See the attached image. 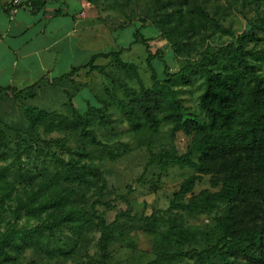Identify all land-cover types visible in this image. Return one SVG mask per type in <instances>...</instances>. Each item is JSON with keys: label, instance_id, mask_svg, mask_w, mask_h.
Instances as JSON below:
<instances>
[{"label": "rangeland", "instance_id": "rangeland-1", "mask_svg": "<svg viewBox=\"0 0 264 264\" xmlns=\"http://www.w3.org/2000/svg\"><path fill=\"white\" fill-rule=\"evenodd\" d=\"M89 1L103 25L101 49H119L123 60L136 65L144 87L151 86L150 69L144 46L132 42L134 29L148 37L152 52L160 51L172 73L168 82L187 120L205 119L198 109L203 76L179 73V69L197 62L205 52L237 43L243 32L264 20V0ZM260 26L242 41L245 48L264 50V25ZM99 61L105 64L102 71L82 69L72 80L0 95V239L12 235L20 244L6 246L13 258L0 264H147L158 252L168 257L173 251L201 249L215 241L216 220L224 203L207 210L183 207L201 189H218L210 175H201L191 192L174 198L181 182L195 171L171 156L186 153L192 133L172 130L166 122L156 133L133 129L125 121L100 126L88 105H99L111 118H122L117 101H128L140 84L113 58ZM252 61L260 67V61ZM153 64L165 81L162 61L156 58ZM26 105L48 116L33 125L24 115ZM74 107L87 110L84 127L73 115ZM70 158L73 168L61 161ZM191 158L196 159V154ZM19 198L34 205L49 201L60 209L17 213ZM63 210L69 219L60 223L55 214ZM178 227L194 230L195 240L172 237L169 231ZM21 231L32 232L33 241H23ZM163 260V264H198L193 256Z\"/></svg>", "mask_w": 264, "mask_h": 264}, {"label": "trees", "instance_id": "trees-1", "mask_svg": "<svg viewBox=\"0 0 264 264\" xmlns=\"http://www.w3.org/2000/svg\"><path fill=\"white\" fill-rule=\"evenodd\" d=\"M39 1L34 0L33 3ZM260 25H264V20H259L257 25L243 32L237 43L229 42L213 52H205L197 62L187 63L179 69V73L203 76L198 109L205 114L204 120L196 117L183 119L184 106L168 82L172 73L161 58L160 51H151L148 37L139 29H134L132 42L140 43L145 48L150 87H144L136 65L123 60L119 49L96 52L86 64L73 66L69 72L54 80H72V76L81 68L102 71L105 64H97L95 59L113 58L127 74L134 73L140 88L129 94L132 96L128 101H117L122 118H111L102 112L101 106L88 105L87 110L97 114L100 126L125 121L133 129L142 127L156 133L160 124L166 122L172 130L183 129L192 133L186 153L171 156L179 164H186L195 171L181 182L174 192V198L191 192L201 175H210L211 183L218 185V189H201L198 194H192L183 207L191 211L207 210L224 203V209L216 220L215 241L201 249L173 251L168 257L158 252L155 259L147 264H163V259L171 261L182 256H193L198 264H264V50L247 49L242 44L243 40L255 34L254 28H260ZM156 58L162 61L165 81L159 78L154 67L153 60ZM254 59L260 61V67L252 61ZM39 84L20 89L1 87L0 95L7 91L25 93ZM86 111L81 112L76 107L73 109V115L83 127L87 123L83 115ZM24 115L31 124L37 125L48 113L26 105ZM81 131L94 135L89 129L82 128ZM192 154H196V159L191 158ZM61 161L68 168L75 165L72 158ZM54 204L43 201L34 205L19 198L16 209L17 213L21 209L29 213L52 208L54 212L59 211V206L54 207ZM66 214L67 210H63L55 215L63 223L69 219ZM102 226L101 248L105 251L107 225L103 222ZM169 232L180 241H194L196 237L195 231L189 227H178ZM33 237L34 234L29 232L21 239L31 242ZM9 245L15 247L20 244L12 235L0 239V262L13 258L6 250Z\"/></svg>", "mask_w": 264, "mask_h": 264}, {"label": "crops", "instance_id": "crops-1", "mask_svg": "<svg viewBox=\"0 0 264 264\" xmlns=\"http://www.w3.org/2000/svg\"><path fill=\"white\" fill-rule=\"evenodd\" d=\"M33 1L22 0L11 13L10 0H0V88L52 83L92 54L117 50L101 49L104 29L93 1L85 7L86 0ZM99 58L94 62L102 64ZM82 69L88 70L75 74Z\"/></svg>", "mask_w": 264, "mask_h": 264}, {"label": "built area", "instance_id": "built-area-1", "mask_svg": "<svg viewBox=\"0 0 264 264\" xmlns=\"http://www.w3.org/2000/svg\"><path fill=\"white\" fill-rule=\"evenodd\" d=\"M89 3H90L89 0H86L83 4V7L88 6ZM21 4H22V0H10L8 5L9 11L13 13L17 9V7H19Z\"/></svg>", "mask_w": 264, "mask_h": 264}]
</instances>
